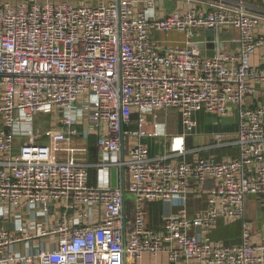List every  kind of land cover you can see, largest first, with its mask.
<instances>
[{
    "label": "built area",
    "instance_id": "built-area-1",
    "mask_svg": "<svg viewBox=\"0 0 264 264\" xmlns=\"http://www.w3.org/2000/svg\"><path fill=\"white\" fill-rule=\"evenodd\" d=\"M208 29L214 56L195 49ZM263 46L264 0H0V264H264L247 215L250 197L264 206V105H247ZM203 110L233 111L235 137L190 146ZM90 135L94 163L75 143ZM160 200L178 210L151 227ZM220 221L241 222L239 242L212 237Z\"/></svg>",
    "mask_w": 264,
    "mask_h": 264
},
{
    "label": "crops",
    "instance_id": "crops-1",
    "mask_svg": "<svg viewBox=\"0 0 264 264\" xmlns=\"http://www.w3.org/2000/svg\"><path fill=\"white\" fill-rule=\"evenodd\" d=\"M237 35V30L235 29H230V30H225L221 34L220 40L224 42V48L225 50H233L236 48V45L231 41V39ZM253 63L254 64H264V46L260 48L256 54L252 57ZM248 106L252 107H257L259 105H264V85L263 84H258L256 87V91L254 94L250 96V98L247 101ZM204 112L205 114H208L206 111H201ZM201 112L198 114L199 118V130H198V135L194 137L189 138V145L190 146H200V145H205V144H210V135L216 130H223L228 134L229 138H234L236 135L237 131V115L234 114V117L236 119L234 121H230L227 123H222L219 122L218 125H213L212 123L206 121V120H201ZM203 117V116H202ZM82 131L85 130V125H79L78 126ZM42 128H46L44 124H42ZM150 149L151 153L153 155L157 154H162L165 152V146H164V140L162 138L158 139H152L149 138L146 140ZM75 143L79 145L83 151L79 152L80 157L85 158L86 160L94 163L97 161L99 158L98 156V149H97V136L96 135H90V136H82L80 138L75 139ZM236 150L237 148L235 146L229 145V146H224L221 148H213L210 151L203 152V154H215L218 159H223L225 157L229 156H234L236 155ZM117 175V174H116ZM94 179L96 177V172H93ZM117 180V177L115 179V174H114V181ZM254 200V197L249 198V203ZM204 202L200 200H196L194 198H191L189 200V208L191 210H194L198 208L200 205H203ZM178 206H176L172 202H166L163 200L157 201L153 204H151L148 208V214H147V219H148V224L151 227H161L164 223V216L168 211H177ZM259 217L261 220H264V206H259ZM248 217H250V208L248 206V212H247ZM234 222H239V221H234ZM233 222V223H234ZM233 223L230 224H224V229H226V237L222 238L226 240L227 242H239L240 241V236H241V225L239 228H237L236 225H233ZM232 225V228L230 230V227ZM218 227L216 228V230ZM215 231V230H214ZM213 231V232H214ZM212 232V233H213ZM235 234V236H234ZM167 260L165 257L161 258H151L150 255L145 254L144 259L141 262V264H167Z\"/></svg>",
    "mask_w": 264,
    "mask_h": 264
},
{
    "label": "rangeland",
    "instance_id": "rangeland-1",
    "mask_svg": "<svg viewBox=\"0 0 264 264\" xmlns=\"http://www.w3.org/2000/svg\"><path fill=\"white\" fill-rule=\"evenodd\" d=\"M170 4V2H169ZM201 120H206L210 123H212L213 125H215V121H218V122H222V123H227V122H230V121H234L236 119V117H234V112L231 111V113L226 116V117H223V118H219L217 117L216 115H212V114H205L204 112H201ZM203 116V117H202ZM165 118V117H164ZM40 119L43 120V124L47 127H50V123H51V118H50V115L49 114H43L41 115ZM177 119V114L176 112L174 111H171L170 114H169V120L171 122H174L175 120ZM178 122V121H177ZM173 129H175V127H173ZM44 129H42L43 131ZM94 172V170H93ZM130 197L133 198V196L131 195V193L128 194ZM249 208H250V218H252L253 220H255L256 222H258L260 220V217H259V205L257 204V201L255 200H252L250 203H249ZM233 225H236L237 228H239V226L241 225V222H234ZM232 228V225L230 227V230ZM23 252H25V248L23 249Z\"/></svg>",
    "mask_w": 264,
    "mask_h": 264
},
{
    "label": "water",
    "instance_id": "water-1",
    "mask_svg": "<svg viewBox=\"0 0 264 264\" xmlns=\"http://www.w3.org/2000/svg\"><path fill=\"white\" fill-rule=\"evenodd\" d=\"M207 36L205 37L204 35H199L194 37V41L196 42L195 49L196 52L205 55L207 54L208 56H214L215 55V31L214 29H208L206 31ZM207 40V43L205 42ZM207 48V50H206Z\"/></svg>",
    "mask_w": 264,
    "mask_h": 264
},
{
    "label": "trees",
    "instance_id": "trees-1",
    "mask_svg": "<svg viewBox=\"0 0 264 264\" xmlns=\"http://www.w3.org/2000/svg\"><path fill=\"white\" fill-rule=\"evenodd\" d=\"M236 153H237V150H236ZM225 233H226V229H224L223 221H220L219 225H218V229L217 230L215 229V231L211 235L214 238H225L226 237ZM234 236H235V234H234ZM227 237H226V239H227Z\"/></svg>",
    "mask_w": 264,
    "mask_h": 264
}]
</instances>
